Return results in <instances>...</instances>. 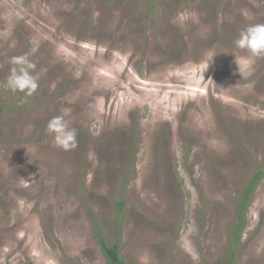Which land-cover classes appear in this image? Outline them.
Listing matches in <instances>:
<instances>
[{
    "label": "rangeland",
    "instance_id": "374dc122",
    "mask_svg": "<svg viewBox=\"0 0 264 264\" xmlns=\"http://www.w3.org/2000/svg\"><path fill=\"white\" fill-rule=\"evenodd\" d=\"M257 23L264 0H0V264H107L90 213L126 264H264ZM22 54L32 97L4 88Z\"/></svg>",
    "mask_w": 264,
    "mask_h": 264
},
{
    "label": "clouds",
    "instance_id": "9594fccd",
    "mask_svg": "<svg viewBox=\"0 0 264 264\" xmlns=\"http://www.w3.org/2000/svg\"><path fill=\"white\" fill-rule=\"evenodd\" d=\"M235 47L246 49L253 57H264V23L248 25L243 28L234 40ZM9 63L14 67L6 77L4 88L23 97H32L37 93L38 77L34 75L35 63L28 54L13 56ZM51 135L57 147L71 151L77 147V130L70 127L62 116L52 117L45 129Z\"/></svg>",
    "mask_w": 264,
    "mask_h": 264
},
{
    "label": "trees",
    "instance_id": "16d2710c",
    "mask_svg": "<svg viewBox=\"0 0 264 264\" xmlns=\"http://www.w3.org/2000/svg\"><path fill=\"white\" fill-rule=\"evenodd\" d=\"M262 176V173L259 172L256 176V178L252 181V183L250 184V186L247 189V193H246V197L245 200L243 201V203L240 206L239 209V214H238V219H239V228L238 230H241V228H246V223L244 221L245 218V207H246V203L247 200L249 199V197L252 195L260 177ZM91 217L94 219V223L96 224V228H97V233H98V240L101 246V249L105 255V259L107 264H126L125 261L122 259L121 255H120V251H119V246L118 245H113L110 246L105 237L103 236V231L100 227V225L98 224L95 215L93 213H90ZM244 231V229L242 230Z\"/></svg>",
    "mask_w": 264,
    "mask_h": 264
}]
</instances>
